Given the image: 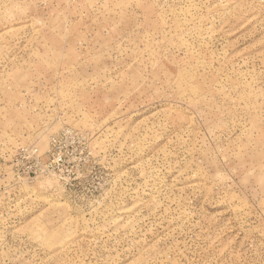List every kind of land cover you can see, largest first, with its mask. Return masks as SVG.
<instances>
[{"label":"rangeland","instance_id":"rangeland-1","mask_svg":"<svg viewBox=\"0 0 264 264\" xmlns=\"http://www.w3.org/2000/svg\"><path fill=\"white\" fill-rule=\"evenodd\" d=\"M0 264H264V0H0Z\"/></svg>","mask_w":264,"mask_h":264},{"label":"built area","instance_id":"built-area-1","mask_svg":"<svg viewBox=\"0 0 264 264\" xmlns=\"http://www.w3.org/2000/svg\"><path fill=\"white\" fill-rule=\"evenodd\" d=\"M67 139L86 140V137L80 132L74 129L68 128V129H65L59 136L54 137L51 140V147L56 148L59 145V143ZM29 157L35 161L37 166L40 165L41 159L39 155L37 154V150H32L31 153L29 154Z\"/></svg>","mask_w":264,"mask_h":264}]
</instances>
